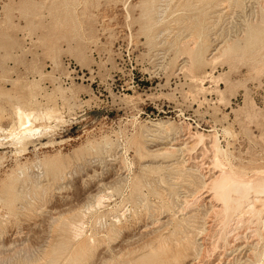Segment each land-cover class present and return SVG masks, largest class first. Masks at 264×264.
I'll return each mask as SVG.
<instances>
[{
	"label": "rangeland",
	"instance_id": "1",
	"mask_svg": "<svg viewBox=\"0 0 264 264\" xmlns=\"http://www.w3.org/2000/svg\"><path fill=\"white\" fill-rule=\"evenodd\" d=\"M216 170L264 178V0H0V264H264Z\"/></svg>",
	"mask_w": 264,
	"mask_h": 264
},
{
	"label": "bare ground",
	"instance_id": "2",
	"mask_svg": "<svg viewBox=\"0 0 264 264\" xmlns=\"http://www.w3.org/2000/svg\"><path fill=\"white\" fill-rule=\"evenodd\" d=\"M248 1V0H247ZM260 3V2H259ZM262 4V3H261ZM258 15V14H257ZM255 17V16H254ZM242 38V37H241ZM230 43V42H229ZM199 63L201 64V60L199 61ZM20 114V113H19ZM18 114V115H19ZM28 115V114H27ZM31 116V115H30ZM24 117H25V115L23 114V115H21L20 114V120H21V122H23V121H26L25 119H24ZM28 117H29V115H28ZM27 118V117H26ZM29 119L27 118V121H28ZM29 122V121H28ZM20 123V122H19ZM23 125V123H20V125ZM24 125H25V122H24ZM26 125H27V122H26ZM224 132H226V130L224 131ZM230 132V131H229ZM228 132V130H227V133H225V134H228L229 133ZM230 134H231V132H230ZM25 136V135H24ZM25 138V137H24ZM203 138V137H202ZM21 140V139H20ZM18 141V140H17ZM24 141H25V139H24ZM213 141V140H212ZM22 142V141H21ZM201 142H203V139L202 140H200V142L199 143H201ZM218 142H219V140H218ZM215 144H216V142H215ZM220 144V143H219ZM19 145V144H18ZM22 145V144H21ZM217 152L216 153H219L220 152V150L219 149H217L216 150ZM226 154V153H225ZM216 155L217 154H215V161H216ZM226 156V155H225ZM211 159V158H210ZM212 160V159H211ZM211 164V163H210ZM213 164V163H212ZM204 165V164H203ZM183 166V165H182ZM181 166V167H182ZM199 167V166H198ZM190 169V168H189ZM196 170H199L200 171V169H196ZM203 171V170H202ZM200 173V172H199ZM213 173V172H212ZM217 173V175L215 176V174ZM204 175V174H203ZM205 176V175H204ZM210 176H212L213 177V180L211 181V182H209V183H206V181H205V183H204V187L205 188H208L209 189V194H210V196L212 197L210 200H209V202H207V203H210L211 205V209L209 210V211H206V210H208L207 208H206V210H205V217L207 218V219H209L210 218V220L212 219V221H213V219H215V222L217 221H220L221 223H219V224H222V226L224 227H222V229H224V230H228L229 231V227H230V223L232 222V221H237V222H235V223H238V225H239V223L240 222H242V224H243V222L245 221V217L247 216V215H249V216H251L250 218L252 219V218H254V219H256V221H258V219H259V216H260V214H261V210L259 209V205L262 203V205L264 204V201H261V200H263L261 197H263L264 196V178H262V179H258L255 183H251L250 181H245V180H238V179H236L234 176H232L231 174H228V173H226L224 170H216V171H214V173L212 174V175H210ZM238 176V175H237ZM202 177V176H201ZM204 178V177H203ZM201 179L202 181L203 180H205V178L204 179ZM208 178V177H207ZM239 178V177H238ZM181 179V178H180ZM208 180V179H207ZM156 189V188H155ZM203 190H205V189H203ZM207 190V189H206ZM7 191H9V190H7ZM201 192H202V190H201ZM9 194H11V192L9 193ZM12 195V194H11ZM195 197V196H194ZM193 198V197H192ZM195 198H197V197H195ZM264 198V197H263ZM102 198H100V200H101ZM7 200H8V198H7ZM186 206V205H185ZM204 206V205H203ZM208 206V205H207ZM264 206V205H263ZM187 208V207H186ZM204 208V207H203ZM185 209V208H184ZM205 209V208H204ZM203 210V209H202ZM201 210V211H202ZM186 211V210H185ZM203 212H204V210H203ZM187 214H188V212H187ZM186 214V215H187ZM198 216V215H197ZM203 216V215H202ZM201 216V217H202ZM204 217V216H203ZM199 218V217H198ZM261 218V217H260ZM249 219V218H248ZM210 220H207V221H210ZM174 221V220H173ZM170 222V221H169ZM217 222H216V224H217ZM245 223V222H244ZM257 223V222H256ZM262 223V222H261ZM174 224V223H173ZM203 224H205V223H203ZM233 224V223H232ZM250 224V223H249ZM258 224V223H257ZM218 225V224H217ZM237 225V226H238ZM241 225V224H240ZM263 225H264V222H263ZM201 226H203V225H201ZM205 226V225H204ZM236 226V227H237ZM244 226V225H243ZM168 227H169V225H168ZM167 227V228H168ZM216 227V226H215ZM234 227V226H233ZM119 228H122V226L121 227H119ZM167 228H165L166 230H168ZM176 228V227H175ZM211 228V226L209 227V229ZM213 228V227H212ZM250 228V227H249ZM118 229V228H117ZM155 229V228H154ZM179 229H180V226H179ZM203 229V228H202ZM207 230V229H205V230H203V234H205V235H203L204 237H208V236H210L211 235V230ZM221 229V230H222ZM79 230V229H78ZM111 230V229H110ZM114 230V229H113ZM197 230V229H196ZM217 230H218V228H217ZM220 230V231H221ZM224 230H223V232H224ZM234 230V229H233ZM119 231V230H118ZM174 231H175V229H174ZM108 232V231H107ZM122 232V231H121ZM199 232V231H198ZM222 232V231H221ZM111 233V232H110ZM113 233V232H112ZM123 233V232H122ZM225 233V232H224ZM227 233V232H226ZM114 234H116L115 232H114ZM181 234V233H180ZM221 234V233H220ZM227 234H229V232L227 233ZM102 235V234H101ZM117 235V234H116ZM201 235H202V233H201ZM200 235V236H201ZM213 235V234H212ZM107 236V235H106ZM105 236V237H106ZM158 237H159V235H157ZM194 236H196V234L194 235ZM203 236L201 237L202 239H204L203 238ZM227 236V235H226ZM174 235L173 234H171L169 237H168V239H165V241H160V239H159V244H158V247H159V249L160 248H163V246H165V248L166 249H168V250H170V252H171V254H170V252H168V254H167V258L165 259V260H163V264H178V263H180V261L183 259V258H185V257H187L189 254H190V252H191V250L193 251V249H192V247H191V245H192V243H191V245H190V243H188V242H185L184 244H181V242H179V240L178 239H174ZM222 237V236H221ZM223 237H225V236H223ZM239 237V236H238ZM164 238V237H163ZM181 238V237H180ZM231 238V237H230ZM237 238V237H236ZM156 239V238H155ZM184 239V238H183ZM183 239H181V240H183ZM229 239V238H228ZM154 240V239H153ZM157 240V239H156ZM162 240H164V239H162ZM185 240V239H184ZM183 240V241H184ZM193 240V239H192ZM223 240V239H222ZM176 242V244H175V246L173 245V242ZM204 241V240H203ZM206 241V240H205ZM228 241V240H227ZM232 241V240H231ZM231 241L230 242H228V243H231ZM236 241V240H235ZM131 242V241H130ZM191 242V241H190ZM193 242V241H192ZM210 242V241H209ZM209 242H208V244H209ZM219 242V241H218ZM224 242V241H223ZM94 244H95V242H93ZM194 243V242H193ZM91 244V243H90ZM195 244H197V243H195ZM151 245V244H150ZM155 245V244H154ZM153 245V246H154ZM203 245H204V243H203ZM211 245V244H210ZM85 246H86V244H85ZM121 246V245H120ZM220 246V245H219ZM83 247V246H82ZM94 247V246H93ZM148 247H150L149 245H148ZM197 247H199L200 248V246L198 245ZM86 248V247H85ZM123 248V247H122ZM152 248V247H151ZM79 249H80V247H79ZM95 249V248H94ZM135 249V248H134ZM206 249H208V247L206 248ZM82 250V254H83V248L81 249ZM92 250V249H91ZM128 250V249H127ZM130 250H133L132 248H130ZM254 250V249H253ZM88 251V250H87ZM120 251V250H119ZM197 251V250H196ZM85 252H86V249H85ZM90 252V251H89ZM125 252H130V251H125ZM132 252V251H131ZM156 252V251H155ZM154 252V253H155ZM160 252H161V250H160ZM91 253V252H90ZM192 253V252H191ZM197 253V252H196ZM76 254V253H75ZM78 254H79V252H78ZM126 254V253H125ZM195 254V253H194ZM193 254V255H194ZM74 255V254H73ZM86 255H88L87 253H86ZM127 255V254H126ZM133 255H134V253H133ZM75 256V255H74ZM121 256V255H120ZM119 256V257H120ZM132 256V255H131ZM130 256V257H131ZM189 256H191V255H189ZM81 257H84V256H81ZM122 257V256H121ZM71 258V257H70ZM86 258V257H85ZM89 258H90V255H89ZM125 258H126V256H125ZM201 258H202V256H201ZM206 258V257H205ZM72 259V258H71ZM119 259H121V258H119ZM83 260H84V258H83ZM83 260L81 261V263L83 262ZM130 260V259H129ZM69 261V260H68ZM184 261V260H183ZM200 261V260H199ZM75 262L76 263H79L80 262V259H77V260H75ZM74 262V263H75ZM85 262H86V260H85ZM222 262V261H221ZM80 263V264H81ZM195 263V262H194ZM222 264V263H221Z\"/></svg>",
	"mask_w": 264,
	"mask_h": 264
}]
</instances>
